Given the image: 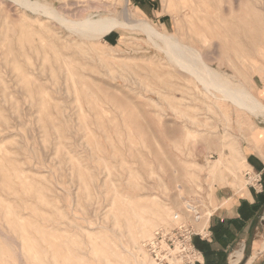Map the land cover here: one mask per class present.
<instances>
[{"label":"rangeland","instance_id":"374dc122","mask_svg":"<svg viewBox=\"0 0 264 264\" xmlns=\"http://www.w3.org/2000/svg\"><path fill=\"white\" fill-rule=\"evenodd\" d=\"M126 17L164 37L122 28L100 39L69 25ZM172 42L191 52L185 67ZM263 43L264 0H0V264H102L109 248L184 264L178 227L193 224L196 250L209 229L185 202L209 220L257 203L263 173L247 157L264 162V108L234 95L264 105ZM236 157L252 169L228 173ZM159 208L169 216L132 244L135 218ZM245 233L264 247L262 204Z\"/></svg>","mask_w":264,"mask_h":264},{"label":"bare ground","instance_id":"6f19581e","mask_svg":"<svg viewBox=\"0 0 264 264\" xmlns=\"http://www.w3.org/2000/svg\"><path fill=\"white\" fill-rule=\"evenodd\" d=\"M20 3H23V2H20ZM27 3V2H26ZM72 4V3H71ZM27 6H28V4H26ZM30 6H32V5H29L28 7H30ZM39 6V5H38ZM40 7V6H39ZM39 7H35V10H38L39 9ZM52 12V11H51ZM50 13V12H49ZM53 13H55V11H53ZM47 14H48V12H47ZM51 15V14H50ZM127 19L125 20V22L123 23H120V22H117V21H115V20H110V21H107V20H100V21H90V20H84L85 22H82V23H71L69 20L67 21V22H70L69 23V25H72L73 26V28L74 29H76L75 31H74V33H77V29H78V32H79V34L81 35V34H83V35H85V36H88V35H92V36H94V37H97V38H100V39H103V38H105V37H107V36H109L110 34H112V33H114L115 31H117V30H120V29H122V28H139V29H141L144 33H146V34H148L150 37H159V36H162V37H164V34L163 35H161V33H159V31L157 32L156 31V29L154 28V26L153 25H151V24H149L147 21H136V20H134L133 18H128V17H126ZM107 19V18H106ZM92 20V19H91ZM117 20V19H116ZM59 22V21H58ZM80 22V21H79ZM72 28V27H71ZM73 31V30H72ZM70 32V31H69ZM88 34V35H87ZM84 36V38H86ZM91 36V37H92ZM166 36V35H165ZM90 37V38H91ZM161 37V38H162ZM168 37V36H167ZM88 39V38H87ZM169 41L168 42H171V40H172V37H170L169 36V39H168ZM165 41V40H164ZM167 41V40H166ZM176 42V41H175ZM175 42H172L171 44L170 43H168V44H170L171 46H173L172 47V51L171 52H168V53H171V56L174 58V60H176V62H180V64H181V62L182 61H184L185 63L186 62H189L190 61V59H189V55L191 54V52L189 53V50H187V52L189 53V55L187 56V55H185L184 53H183V51L185 50V53H186V49H184L183 50V45H180V43L178 44H176ZM166 43V42H165ZM264 44V43H263ZM170 45H169V47H170ZM185 46V45H184ZM111 47V46H110ZM113 48V47H112ZM189 49V48H188ZM115 50H117V49H115ZM118 50H119V48H118ZM169 50V49H168ZM183 50V51H182ZM191 50H193V49H191ZM190 50V51H191ZM195 52V51H194ZM188 53H186V54H188ZM195 53H197V52H195ZM264 54V53H263ZM193 55V54H192ZM197 55H199L198 57H199V59H198V61L199 62H205L203 59L204 58H202V56L200 55V54H197ZM196 55V56H197ZM170 56V58H172ZM193 56H195V54L193 55ZM193 56H191V58L193 57ZM196 56H195V60L197 59L196 58ZM193 59V60H194ZM173 60V59H172ZM171 60V61H172ZM198 62V64H200ZM190 63H192V61L190 62ZM189 64V63H188ZM194 64V63H193ZM181 65H183L184 66V64H183V62H182V64ZM191 65V64H190ZM190 65H186V66H188V69L187 70H189V69H191L192 70V68L193 67H191V68H189L190 67ZM196 64H194V66H195ZM202 65V67H203V69H204V72H205V75H204V72H203V76H205V79L207 78L208 80H209V78L210 79H216V78H218V75H217V73H215L212 69H210L206 64L205 65H203V64H201ZM185 67V66H184ZM194 70H195V68H193ZM198 69V68H197ZM202 69V68H201ZM200 72V71H199ZM192 73H193V71H192ZM195 73H197V72H195ZM201 74H202V72H200ZM200 74V75H201ZM200 77V76H199ZM216 77V78H215ZM201 82V81H200ZM204 82V81H203ZM209 82V81H208ZM213 83H214V81H213ZM203 85H205V84H203ZM215 86H220V84L218 83V81L214 84ZM223 85V84H222ZM209 87V86H208ZM212 87V86H211ZM223 88V89H222ZM221 89H222V91L224 90V92H226V91H229L228 90V88L226 87V90L224 89V87H222ZM241 89V88H240ZM231 91V90H230ZM242 91V90H241ZM234 92H236V90L234 91ZM237 92L238 93H243V92H240V91H238L237 90ZM231 93H233V90H232V92ZM247 93V92H246ZM227 94V93H226ZM235 94V93H234ZM237 94V93H236ZM234 95V98H235V100H237L238 102H239V104L243 107V106H248L247 108H249L250 110H257V111H259L260 112V110L258 109L259 108V106L262 108H264V105H263V103L259 100V99H257L256 97H254V96H252V95H248L249 96V98L248 99H246V100H242V99H239L238 98V96L237 95H240V94H237V95ZM245 94V93H244ZM248 94V93H247ZM231 95V94H230ZM246 95V94H245ZM240 96H243L242 94L240 95ZM239 96V97H240ZM246 98V97H245ZM236 104V103H235ZM245 108V107H244ZM247 108H246V110H247ZM248 112V111H247ZM261 112H262V110H261ZM260 112V113H261ZM249 113V112H248ZM263 113V112H262ZM261 135V134H260ZM222 155H223V153H222ZM230 157H233V155L232 156H230ZM217 162L219 163L220 161H218L217 160ZM221 164V163H220ZM219 164V165H220ZM218 165V167H220ZM215 166H216V164H215ZM211 168V167H210ZM245 168H250V169H252V167L247 163V161L246 162H244V161H242L239 157H236V158H234L233 160H231L230 159V161H228V163H227V171H228V173L229 172H234V174L235 175H237V176H239L240 174H241V172H242V170L243 169H245ZM218 169V168H217ZM220 169V168H219ZM215 171H216V169H215ZM219 171V173H220V170H218ZM226 172V171H225ZM227 173V174H228ZM232 173H230V175H231ZM212 176V175H211ZM234 176V175H233ZM242 178V177H241ZM238 180H239V178H238ZM243 180V179H242ZM242 182H244V181H242ZM246 182V181H245ZM247 185H248V183H247ZM188 202V201H187ZM185 205H186V202H185ZM186 207V206H185ZM126 211V210H125ZM169 211L168 210H166V209H157V211H155V212H153V213H151V214H147V216L146 217H137V216H135V217H137V218H135V219H137L136 220V224H135V227L133 228V229H130V231L128 232L129 233V235H130V237L127 235L128 233H126V235L128 236V238H130V240H131V243L132 244H134V245H136L135 243H136V241H137V239H139V238H143V237H146V236H148V235H150L151 234V231H152V229L156 226V223H158V222H163V221H165V217H168L169 216ZM124 214H125V212H124ZM123 214V215H124ZM132 214H133V212H132ZM127 215V214H126ZM135 215V214H134ZM133 215V216H134ZM61 216L62 215H60V219H61ZM71 216V215H70ZM121 216H122V214H121ZM175 216V215H174ZM64 217V216H63ZM129 217V216H128ZM125 219V218H124ZM66 220V219H65ZM20 221V220H19ZM68 223V222H67ZM60 224V223H59ZM73 224V223H72ZM130 224H132L130 221H128V223L126 224V225H129V227H131V225ZM126 225H125V227H123L124 229L126 228ZM123 226H124V224H123ZM203 228H205V226H204V224H202L201 225ZM71 227H75V225L74 226H71ZM97 227V226H96ZM100 227V226H99ZM105 228V227H104ZM113 228V227H112ZM80 229V228H79ZM78 229V230H79ZM109 230V229H108ZM113 230V229H112ZM115 230H117V229H115ZM60 231V230H59ZM84 231V230H83ZM86 231V230H85ZM93 231V230H92ZM96 231V230H95ZM202 231V230H201ZM81 232H82V230H81ZM125 232H127L126 231V229H125ZM88 233H90V232H88ZM117 235L119 234V232H117L116 233ZM66 235H68V234H66ZM89 235V234H88ZM90 235H91V233H90ZM89 235V236H90ZM119 236H120V234H119ZM93 237V236H92ZM122 237V236H121ZM74 238V237H73ZM94 238V237H93ZM77 239V238H76ZM72 240V239H71ZM79 240V239H78ZM129 240V239H128ZM68 241V240H67ZM69 243H71L70 241H68ZM130 242V241H129ZM43 244H45V243H43ZM75 244V243H74ZM71 245L72 246H74L72 243H71ZM76 246V245H75ZM74 246V247H75ZM93 246H95L94 244H93ZM139 246V245H138ZM78 247V246H77ZM91 248H93V247H91ZM90 248V249H91ZM136 248V247H135ZM79 249V248H78ZM80 250V249H79ZM125 250V249H124ZM141 251V250H140ZM84 253V252H83ZM103 253V252H102ZM108 253V251H106V254ZM20 255H21V253H19ZM86 256V255H85ZM102 257H103V255H102ZM170 256H168L167 255V253L166 254H163V255H161L160 257H159V259L161 260V261H168L170 258H169ZM78 258V257H77ZM18 259H19V257H18ZM22 259V258H21ZM95 259V258H94ZM20 260V259H19ZM53 260V259H52ZM87 260V259H86ZM150 259L149 258H147V260H143V261H141L140 259H139V257L137 256V253H129V255H128V259H126V258H123V256L119 253V251H117V250H115V249H111V248H109V255H108V257H105V259H104V261L102 262V264H116V263H119V262H124V264H153V262H151V260L149 261ZM154 259L152 258V261H153ZM53 262V261H52ZM44 263V262H43ZM46 263H47V260H46ZM45 263V264H46ZM88 263V262H87ZM50 264V263H49ZM68 264V263H67Z\"/></svg>","mask_w":264,"mask_h":264},{"label":"crops","instance_id":"0c3cea01","mask_svg":"<svg viewBox=\"0 0 264 264\" xmlns=\"http://www.w3.org/2000/svg\"><path fill=\"white\" fill-rule=\"evenodd\" d=\"M255 158L259 161H254L255 166L259 168L260 172H264V162L257 158L253 154H249L247 159ZM252 167V166H251ZM254 168V167H253ZM257 198V197H256ZM256 204V202L250 201H237L235 204H232L231 208L223 209L219 206L217 209L212 211V218L209 221V229L204 233L206 236L204 239H201V242H206L211 246V253L205 255L199 249V262L198 264H261V253L264 251L263 245L255 240L252 243V237L249 234L245 233L246 228L252 226L253 220L256 218L255 213L252 218L244 220L239 213L240 208L243 206L244 211L249 209L251 206ZM219 211H222L221 214H217ZM235 222L230 226L231 231L234 234V239L228 241L227 246H223L214 241V237L210 228L219 223H229ZM236 224V225H235ZM241 228V231L239 229ZM199 241V239H197Z\"/></svg>","mask_w":264,"mask_h":264},{"label":"built area","instance_id":"2783aa9c","mask_svg":"<svg viewBox=\"0 0 264 264\" xmlns=\"http://www.w3.org/2000/svg\"><path fill=\"white\" fill-rule=\"evenodd\" d=\"M201 211H200V208L198 209L196 205L187 203L184 212L195 223H200L203 219L205 220V218H208V222H209L210 216L208 215V213L203 212V210ZM179 218L180 216L177 214L175 216V220H179ZM178 228L181 230V234H180L181 237H183L182 239L180 237L177 238V245L179 246V243L181 244V246H179V253H178L180 261L183 262L184 264H197L199 262V259L197 257L199 256L200 253L196 249H194L192 245V237L194 234H196L193 224L189 223L186 225H181ZM197 235L200 236L201 239H204L206 237L204 235V232L203 233L197 232ZM159 257L160 256L156 255L153 258L154 261L159 260L160 262L159 264H162V262H165V261H161Z\"/></svg>","mask_w":264,"mask_h":264},{"label":"trees","instance_id":"16d2710c","mask_svg":"<svg viewBox=\"0 0 264 264\" xmlns=\"http://www.w3.org/2000/svg\"><path fill=\"white\" fill-rule=\"evenodd\" d=\"M262 185H263V193L256 196L257 197L256 198L257 203L254 204L253 206H251L246 211H244L243 206L240 208L239 213L241 214V216H243L242 218L244 220H248V219L252 218L251 215L253 216L255 213L258 212V208L260 207V204H262V206H264V172L262 174ZM234 223L235 222L232 221V222H229L226 224L225 223H219L215 226H212L211 232L213 234L214 241L223 245V246H227L228 241H232L235 237L233 232L230 229V226ZM239 231H241V228L239 229ZM195 246L197 249H199V251H201L205 255H208L212 252L211 246L206 242H201L200 240L199 241L196 240Z\"/></svg>","mask_w":264,"mask_h":264}]
</instances>
